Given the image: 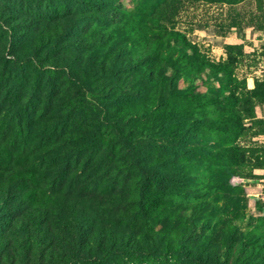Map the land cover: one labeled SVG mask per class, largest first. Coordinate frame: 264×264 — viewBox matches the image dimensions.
Segmentation results:
<instances>
[{
	"label": "rangeland",
	"instance_id": "rangeland-1",
	"mask_svg": "<svg viewBox=\"0 0 264 264\" xmlns=\"http://www.w3.org/2000/svg\"><path fill=\"white\" fill-rule=\"evenodd\" d=\"M169 1L0 0V155L24 147L48 170L39 191L0 195V264H264V169L230 176L225 196L210 157L229 131L207 122L226 95L209 64L230 52L247 90L264 78V0H180L173 20L154 21ZM154 50L169 61L144 75ZM159 102L170 111L155 112ZM3 121L22 125L8 136ZM237 143L264 147V135ZM155 176L171 195L142 213ZM119 234L126 245L105 256Z\"/></svg>",
	"mask_w": 264,
	"mask_h": 264
},
{
	"label": "trees",
	"instance_id": "trees-1",
	"mask_svg": "<svg viewBox=\"0 0 264 264\" xmlns=\"http://www.w3.org/2000/svg\"><path fill=\"white\" fill-rule=\"evenodd\" d=\"M96 6L95 4H93ZM180 5V0H170L164 6H157L151 12V16L156 22H166L173 20L178 13ZM147 41L148 44L160 45L162 42V36L158 33H152ZM236 47H229L228 49H235ZM155 51V54L152 55V58L158 60V64H154L151 67H147L144 71V75L151 74L152 71H157L161 69L169 61V57L166 55L161 56L159 51ZM232 53H228L229 59L224 64H218L209 66L214 69H218L217 73L221 74V87L224 89L226 95L222 99H217L212 102L213 108V118H209L207 122L210 124L212 129L217 130L219 127L228 128L227 131L221 133L220 144L217 149V153L210 157V160L215 165L213 172L217 174H222V180L217 186L222 189L223 194L227 196V193L233 191L235 188H232L228 183L227 179L230 176H237L238 178L245 179L247 174L245 169H248L251 173L253 169H264V147L260 146H241L237 143L238 138L242 135H251V136H260L264 135V119H253V111L256 106H261L264 108V78L256 82L255 88L252 90H247L245 86V81L236 79L234 73L232 72ZM233 61H237L234 58ZM22 68V67H21ZM131 86H128L126 90L130 89ZM90 95V93H88ZM20 101L18 98L14 97L10 105L16 106ZM6 102L2 103L5 104ZM189 105H185V108H188ZM201 107V106H198ZM159 109L161 111H170L169 106H164L162 102H159L156 105L155 112ZM199 113L201 109L197 108ZM188 111V110H187ZM193 110L191 113H194ZM8 113L5 114V117H8ZM249 119L247 126H244L242 120ZM5 127H4V126ZM1 128L3 129L2 133H5V128L9 130L14 126V128L20 127L22 122L3 121ZM114 130L116 132L117 139L123 144V148L126 152H129V145L126 143L128 141V133L122 130L117 126L116 122H113ZM9 128V129H8ZM157 130H150L146 137L149 140L156 139L158 136L155 134ZM231 133V136H230ZM6 134V133H5ZM4 135V134H3ZM10 135V134H6ZM4 135L6 138L8 136ZM17 136H13L9 139L15 143L18 139ZM144 137L141 133L136 134L135 140L141 139ZM230 137V138H229ZM19 148L22 147V141ZM24 147L21 148L18 152L9 153L10 155L7 161L3 160V156L0 155V195H2L8 189H22L26 194H33L35 191H39L40 188H34L33 180L39 176H45V173H48L47 169H42L41 165L38 164V160L32 158V150H29V155L24 154ZM140 173H143V169L138 168L137 170ZM153 182L156 184L155 188L151 185H146L143 191L139 194L138 204H141L142 213L147 208L151 206H156L162 204L165 199L166 194H170V187L163 178L155 176ZM158 186H161L162 189L157 190ZM224 189V190H223ZM236 194H238L236 192ZM233 198L232 196H229ZM234 199V198H233ZM222 200L224 198L222 197ZM36 201V200H35ZM84 229L87 230V226ZM114 236H117L115 234ZM128 238L126 236L118 235L117 239L114 242H117V245L113 243H107L110 247L109 251L106 252L105 256H114L117 254V250L122 248L127 243ZM187 262V261H186ZM187 264H194V262L188 261ZM195 264H198L195 262Z\"/></svg>",
	"mask_w": 264,
	"mask_h": 264
},
{
	"label": "bare ground",
	"instance_id": "bare-ground-1",
	"mask_svg": "<svg viewBox=\"0 0 264 264\" xmlns=\"http://www.w3.org/2000/svg\"><path fill=\"white\" fill-rule=\"evenodd\" d=\"M249 87H251V82H249Z\"/></svg>",
	"mask_w": 264,
	"mask_h": 264
}]
</instances>
